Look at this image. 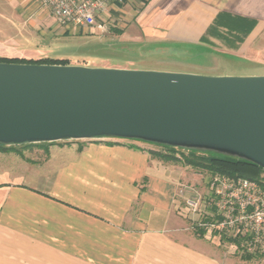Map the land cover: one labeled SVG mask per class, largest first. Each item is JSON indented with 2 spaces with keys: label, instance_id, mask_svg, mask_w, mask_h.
<instances>
[{
  "label": "crops",
  "instance_id": "0c3cea01",
  "mask_svg": "<svg viewBox=\"0 0 264 264\" xmlns=\"http://www.w3.org/2000/svg\"><path fill=\"white\" fill-rule=\"evenodd\" d=\"M133 1L135 40L236 51L264 28V0ZM150 148L79 140L0 151V264H243L225 237L191 228L180 191L204 190L202 177Z\"/></svg>",
  "mask_w": 264,
  "mask_h": 264
},
{
  "label": "water",
  "instance_id": "95a60500",
  "mask_svg": "<svg viewBox=\"0 0 264 264\" xmlns=\"http://www.w3.org/2000/svg\"><path fill=\"white\" fill-rule=\"evenodd\" d=\"M120 139L264 168V75L0 61V143Z\"/></svg>",
  "mask_w": 264,
  "mask_h": 264
},
{
  "label": "rangeland",
  "instance_id": "374dc122",
  "mask_svg": "<svg viewBox=\"0 0 264 264\" xmlns=\"http://www.w3.org/2000/svg\"><path fill=\"white\" fill-rule=\"evenodd\" d=\"M123 6L112 11L96 26L80 28L60 25L49 10L36 0H0V58H56L68 59L69 64L94 67L155 69L205 75H264V28L257 36L249 37L236 51L221 41L212 47L201 43L135 40L129 33L131 26L136 24L139 4L130 0ZM147 145L163 149L155 144ZM190 169L206 183L209 172ZM235 254L243 257L241 253ZM243 264H264V259H243Z\"/></svg>",
  "mask_w": 264,
  "mask_h": 264
},
{
  "label": "built area",
  "instance_id": "2783aa9c",
  "mask_svg": "<svg viewBox=\"0 0 264 264\" xmlns=\"http://www.w3.org/2000/svg\"><path fill=\"white\" fill-rule=\"evenodd\" d=\"M66 27L90 28L127 0H36ZM101 26V25H100ZM189 208L191 228L225 237L243 255L264 259V185L254 179L211 173L204 190L185 185L180 191Z\"/></svg>",
  "mask_w": 264,
  "mask_h": 264
},
{
  "label": "trees",
  "instance_id": "16d2710c",
  "mask_svg": "<svg viewBox=\"0 0 264 264\" xmlns=\"http://www.w3.org/2000/svg\"><path fill=\"white\" fill-rule=\"evenodd\" d=\"M219 26H226L227 30L230 34H233L234 31L245 35L249 32L247 28L248 25L246 23H233V22H218ZM239 39H243L242 37H238ZM0 61L4 62H18V63H49V64H69L68 59H56V58H44V59H26V58H19V57H2ZM79 141V140H77ZM139 141V140H137ZM106 142L115 143L116 141L107 140ZM142 142V141H141ZM53 142H40V143H27V144H18V145H6L0 143V151H7V150H16L19 151L21 149L27 148L33 144H41V145H48L52 144ZM145 143V142H143ZM146 144H153L154 143H146ZM159 148H150L148 149L150 153L158 158L163 160L175 162V163H182L192 168L203 170L206 172L214 173V172H221L223 174L229 176H242L247 177L250 179L257 180L262 185H264V168L260 165L236 157H231L215 152H201L197 150H190L185 151L181 148L170 147L165 145L155 144ZM243 258L246 260H252L255 257L251 255H243Z\"/></svg>",
  "mask_w": 264,
  "mask_h": 264
}]
</instances>
